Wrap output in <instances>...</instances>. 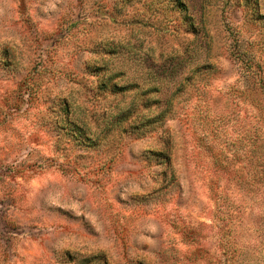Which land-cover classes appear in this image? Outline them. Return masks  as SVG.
Segmentation results:
<instances>
[{"label": "rangeland", "instance_id": "obj_1", "mask_svg": "<svg viewBox=\"0 0 264 264\" xmlns=\"http://www.w3.org/2000/svg\"><path fill=\"white\" fill-rule=\"evenodd\" d=\"M183 1L0 0V264H264V0Z\"/></svg>", "mask_w": 264, "mask_h": 264}, {"label": "trees", "instance_id": "obj_2", "mask_svg": "<svg viewBox=\"0 0 264 264\" xmlns=\"http://www.w3.org/2000/svg\"><path fill=\"white\" fill-rule=\"evenodd\" d=\"M175 4L179 7V9H181L183 11V13H186V16L188 17V19L190 20L191 16H189V8L187 7L186 3L183 0H174ZM69 125H73V129L80 131L82 126L76 125L73 122H69ZM90 142V141H89ZM91 143V142H90Z\"/></svg>", "mask_w": 264, "mask_h": 264}]
</instances>
